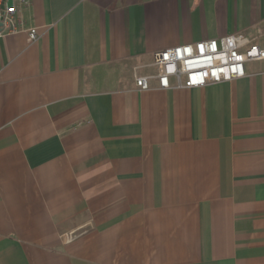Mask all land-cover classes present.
I'll list each match as a JSON object with an SVG mask.
<instances>
[{"label": "crops", "instance_id": "1", "mask_svg": "<svg viewBox=\"0 0 264 264\" xmlns=\"http://www.w3.org/2000/svg\"><path fill=\"white\" fill-rule=\"evenodd\" d=\"M13 3L38 37L0 36V264H264V59L196 88L153 65L264 47V0Z\"/></svg>", "mask_w": 264, "mask_h": 264}, {"label": "built area", "instance_id": "2", "mask_svg": "<svg viewBox=\"0 0 264 264\" xmlns=\"http://www.w3.org/2000/svg\"><path fill=\"white\" fill-rule=\"evenodd\" d=\"M29 6L31 0H17ZM7 0H0V36L27 31L31 40L38 37L35 27H27L18 15V8ZM264 59V47L254 44L248 37L228 34L219 38L176 45L153 54L155 76L161 88L170 87V78H175L177 87L196 88L212 83L231 81L245 76V63ZM150 76H137L136 85L141 90L149 89ZM73 235H68L72 240Z\"/></svg>", "mask_w": 264, "mask_h": 264}, {"label": "water", "instance_id": "3", "mask_svg": "<svg viewBox=\"0 0 264 264\" xmlns=\"http://www.w3.org/2000/svg\"><path fill=\"white\" fill-rule=\"evenodd\" d=\"M6 5L9 7V6H12L13 5V0H8Z\"/></svg>", "mask_w": 264, "mask_h": 264}]
</instances>
